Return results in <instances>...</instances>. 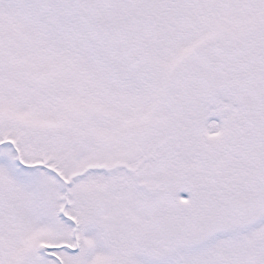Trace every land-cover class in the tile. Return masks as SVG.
Listing matches in <instances>:
<instances>
[{
    "label": "snow or ice",
    "instance_id": "obj_1",
    "mask_svg": "<svg viewBox=\"0 0 264 264\" xmlns=\"http://www.w3.org/2000/svg\"><path fill=\"white\" fill-rule=\"evenodd\" d=\"M0 264H264V0H0Z\"/></svg>",
    "mask_w": 264,
    "mask_h": 264
}]
</instances>
